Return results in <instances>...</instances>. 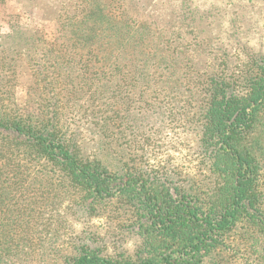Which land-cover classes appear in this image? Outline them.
Instances as JSON below:
<instances>
[{
  "label": "trees",
  "instance_id": "1",
  "mask_svg": "<svg viewBox=\"0 0 264 264\" xmlns=\"http://www.w3.org/2000/svg\"><path fill=\"white\" fill-rule=\"evenodd\" d=\"M29 1L59 27L0 34V264H264V54L200 73L164 47V65L106 0ZM172 13L145 22L167 32ZM152 115L185 123L196 173L150 163ZM111 214L133 254L67 239Z\"/></svg>",
  "mask_w": 264,
  "mask_h": 264
},
{
  "label": "rangeland",
  "instance_id": "2",
  "mask_svg": "<svg viewBox=\"0 0 264 264\" xmlns=\"http://www.w3.org/2000/svg\"><path fill=\"white\" fill-rule=\"evenodd\" d=\"M43 1L45 0H41V6L47 4ZM106 1L116 17L117 13L124 11L129 24L134 29L140 28L143 31L148 38V46L159 50V59L164 65H167L163 59L164 47L179 49L178 57L174 54L170 57L173 65L178 66L185 58L183 63L187 65V69L195 68L200 73L208 72L214 66L226 68L230 73L229 70L236 69L243 61L248 60L244 52L250 49L264 54L262 0ZM167 9L173 11L169 26H164L167 32L149 27L145 22L146 19L164 17ZM14 25H18L23 31H37L51 43L55 42L59 27L57 21L44 19L39 9H35L34 3L29 0H0V34H10ZM20 81L22 84L17 89L18 104L25 112H31L32 107L26 103V77H21ZM77 117L80 118V113ZM176 119L177 121H169L159 128L161 119L152 115L145 122V125H149L142 128L143 132L138 138L142 142L140 147H148L152 151L153 155L147 156L151 164L168 161L181 173H196L192 164L193 138L190 133L184 132L185 123ZM156 123L158 125L155 127ZM70 221L71 229L67 231L69 240L76 241L88 236L94 247L104 246L108 253L125 251L133 254L138 244L135 236L123 227L122 221L115 215L94 218L88 222L84 218Z\"/></svg>",
  "mask_w": 264,
  "mask_h": 264
}]
</instances>
